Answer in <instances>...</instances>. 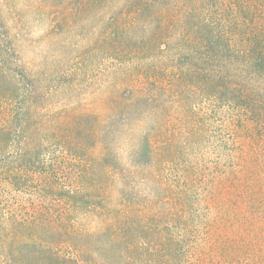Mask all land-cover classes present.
<instances>
[{
  "label": "rangeland",
  "instance_id": "1",
  "mask_svg": "<svg viewBox=\"0 0 264 264\" xmlns=\"http://www.w3.org/2000/svg\"><path fill=\"white\" fill-rule=\"evenodd\" d=\"M233 1L214 0L205 21L243 49L264 16L249 21L240 8L253 1ZM172 2L0 0L15 60L38 86L25 110L0 70V261L27 264L26 243L66 259L99 235L120 264H263L264 94L254 109L231 98L245 72L192 39ZM181 40L192 48L177 65L219 72L216 97L195 83L171 93L179 67L165 58ZM145 132L142 165L132 155Z\"/></svg>",
  "mask_w": 264,
  "mask_h": 264
},
{
  "label": "trees",
  "instance_id": "2",
  "mask_svg": "<svg viewBox=\"0 0 264 264\" xmlns=\"http://www.w3.org/2000/svg\"><path fill=\"white\" fill-rule=\"evenodd\" d=\"M251 1L253 2L245 7H239H241L240 11L243 10V12L245 13V15H243L245 19H249V21H255L256 15L264 16V0H262L260 3L257 2L258 0ZM233 2H236L238 4L237 0ZM214 3V0H173L170 9L174 11L179 23L182 24V26L185 28L186 32L191 36L192 39H197V42L201 44V46L202 44H204L205 47L210 46L212 48L210 56L218 57L221 55V52L223 50L227 51V59L224 62L225 64L223 65V67L230 70L228 67L235 68L236 65H239V67L243 69V72H245L246 74L245 77L247 78V82L232 81L230 85L227 86V93H231L230 97L233 99H243L245 101V104H248L245 105L246 107H248V109H254V107L250 103L255 100V98H253L252 96L264 94V90L262 91L260 89H256L254 87L255 84L252 83L253 80L257 77L264 80V35L257 34L256 36L253 35L251 37H248V44L242 49L238 47V43H236L232 37H227L226 35L222 34L220 35L219 33L215 34V32L212 31V27L210 26V24L205 21L206 16L209 13V9L210 7H213ZM256 3H259L260 5ZM256 9H258L257 13L254 12ZM250 12H253V14H250ZM212 42L216 47L211 45ZM181 43L184 44V51L179 50L177 53H171L169 51L167 52L165 58L167 66L179 67L178 73L171 79V93L175 92V94H178L179 96L187 97L188 92H194L192 91V89L194 88L193 83H195L196 89L199 88L200 91L206 90L209 96H213L212 98L216 97V95L219 93V91H217L216 89L221 86L218 83V77L220 76V73L217 72L211 75L212 77L210 78L208 74H205L204 76L202 72L196 73V70L190 73L184 71V69H181L183 67H181L180 64L177 65L176 60H178L182 52L191 54L190 50L192 48V45L189 44V42L181 40ZM0 63L2 64L0 66V70L3 75L7 77L5 82L6 84L8 83L11 85L10 92L16 94L18 98H20L19 100L23 102V106L26 107L25 110H27L29 107L26 106V102H28L30 106L38 99V86L33 82L30 74L26 73L23 70L22 66H19L17 64L15 60V51L12 47L7 30L5 29L2 21H0ZM152 85L154 86L153 82ZM20 120L22 122V119ZM13 125L15 126V124ZM21 127L23 129L26 127V125L23 124ZM147 127H150L152 129V125H148ZM14 130H18V127ZM148 133L149 132H145L144 135H141L138 138L139 140L137 141V144H133L132 156L133 160L138 164L141 163L142 165H144L151 159V143L149 141ZM71 198L73 199L72 202H75L74 199L77 198L76 193H72ZM99 218H102L101 214ZM108 229H110V227H107L104 230V233H106ZM89 238L90 240L88 242L74 243V254L66 259L59 258L58 256H53L50 253L45 256H36L35 254L37 252H45V250H42L40 248H30L28 247V243H26L23 245L26 248L23 253H26L29 261L25 263L120 264L123 261V259L121 258H115L113 260L112 256L109 257L108 254L104 255L101 253V250L103 248L102 245H98L99 235ZM1 241L2 234H0V254L2 252ZM126 242L127 243H125L124 245V250L126 252L125 254H129L133 252L135 248L134 246L130 247L131 240H126ZM117 245L115 241L110 242L108 245V252L115 253L114 251H119V247ZM103 251L105 253L104 249ZM0 264H14V261L7 262V260H2L0 261Z\"/></svg>",
  "mask_w": 264,
  "mask_h": 264
}]
</instances>
